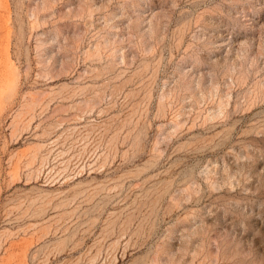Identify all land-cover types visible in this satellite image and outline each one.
<instances>
[{"label": "rangeland", "instance_id": "obj_1", "mask_svg": "<svg viewBox=\"0 0 264 264\" xmlns=\"http://www.w3.org/2000/svg\"><path fill=\"white\" fill-rule=\"evenodd\" d=\"M0 264H264V0H0Z\"/></svg>", "mask_w": 264, "mask_h": 264}]
</instances>
